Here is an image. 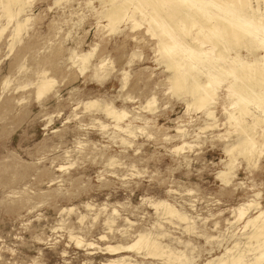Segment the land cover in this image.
Listing matches in <instances>:
<instances>
[{
    "label": "rangeland",
    "instance_id": "374dc122",
    "mask_svg": "<svg viewBox=\"0 0 264 264\" xmlns=\"http://www.w3.org/2000/svg\"><path fill=\"white\" fill-rule=\"evenodd\" d=\"M28 1L9 23L0 16V264H106L121 257L163 264L142 250L105 249L145 232L184 250L187 264H204L230 247L242 225H228L236 209L252 200L264 208V146L252 164L237 155L231 170L224 151L234 127L221 108H213L217 126L201 129L203 113L170 93L152 50L129 38L143 27L131 31L128 22L109 32L94 13L100 0ZM17 21L25 25L15 36ZM92 48L94 57L79 70L71 51ZM102 53L112 60L105 77L93 69ZM42 70L53 84L37 97ZM89 100L96 107L87 108ZM105 104L127 113L119 123L132 134L114 126ZM227 169L232 175L224 181L219 173ZM157 202L187 219L162 218Z\"/></svg>",
    "mask_w": 264,
    "mask_h": 264
},
{
    "label": "bare ground",
    "instance_id": "6f19581e",
    "mask_svg": "<svg viewBox=\"0 0 264 264\" xmlns=\"http://www.w3.org/2000/svg\"><path fill=\"white\" fill-rule=\"evenodd\" d=\"M25 1L0 0V16L5 17L9 23L13 17L23 11ZM27 2L29 3L28 0ZM94 13L98 20L106 21L103 26L109 32H116L122 23L128 22L131 24V31L143 27L138 33L128 34L129 38L133 40L135 46L145 45L152 50L154 61L167 72L165 82L169 83L170 93L183 99L187 108L203 113L206 121L201 129L217 126L214 124L216 115L213 108L215 105L221 108L228 127H234L235 139L225 144L224 151L227 154L228 163H226L230 165L229 167L237 155H242L248 165L256 154L262 152L264 0H100L98 9ZM27 18H23L24 22L28 21ZM24 25L25 23L20 21L15 22L13 27L15 36L23 31ZM4 28H0V34ZM144 36L148 38L145 40ZM94 50L95 48H92L86 53L71 51L69 59L73 60V65H77L79 70H83L94 57ZM104 53L95 57L93 63L94 71L100 73L102 77L108 74L112 65V60ZM103 72L107 74L103 75ZM40 76L35 84L37 97L46 93L53 84V80L46 76L44 71ZM126 78H122L124 84ZM95 102L90 100L86 102L87 108L95 106ZM151 104L149 101L146 102L148 107ZM102 111L113 119L114 126L119 131L132 134L128 124L119 123L127 115L124 110H116L111 104H105ZM247 116L251 117L250 121L246 120ZM181 148L182 146L177 149ZM232 168L233 166L231 170ZM229 174H231L230 169L221 170L219 176L227 181ZM154 206L164 219L171 217L179 220L187 219L186 215L166 202H157ZM250 208L256 209L253 216L247 215ZM233 218L234 220L228 222L229 227L234 226L236 222H242L239 236H236L230 247H225L222 253L212 256L204 264H264V208H261L257 201L252 200L251 203L245 204V207H238ZM110 222L111 220L107 218L106 223ZM158 235L165 234L157 233ZM81 242L76 240L75 243ZM172 248L145 232L139 233L134 241L126 246L106 245L105 249L111 253L124 249H133V251L135 249L138 252L142 250L145 256L158 257L163 264L191 262L184 255V250L175 251ZM106 264H136V262L121 257L109 260Z\"/></svg>",
    "mask_w": 264,
    "mask_h": 264
}]
</instances>
